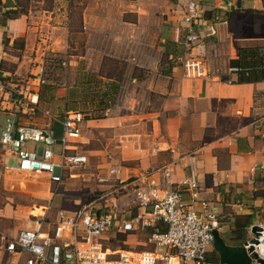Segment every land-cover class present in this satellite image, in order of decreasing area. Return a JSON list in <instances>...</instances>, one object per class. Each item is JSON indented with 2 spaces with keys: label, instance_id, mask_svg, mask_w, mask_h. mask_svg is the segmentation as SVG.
I'll list each match as a JSON object with an SVG mask.
<instances>
[{
  "label": "crops",
  "instance_id": "1",
  "mask_svg": "<svg viewBox=\"0 0 264 264\" xmlns=\"http://www.w3.org/2000/svg\"><path fill=\"white\" fill-rule=\"evenodd\" d=\"M0 1V78L20 92L29 89V77L36 63L44 61L36 55L31 69L24 66L32 58V51L62 53L63 46L55 49L54 43L63 42L76 33L84 41L92 39V35H102L98 32H108L115 41L125 39V28L138 27L134 19L141 21L144 14L153 13V19L162 20V47L169 42L176 43L175 50L168 54L170 61L163 65H137L145 74L131 76L136 93L127 102L132 105H125V96L122 110L117 108L115 112H104L99 118H85L79 145L87 144L83 150L88 159L86 164L89 157H95L100 162L97 167L105 166L103 177L114 176L109 172L111 167H119L115 175L126 179L168 165L177 185L193 178L197 187L193 190L182 187V200L189 202L194 197L196 209H201L200 201L206 202L220 218L221 226L217 230L220 236L228 245L242 247L251 236V226L264 221V169L257 168L264 164V81L234 82L235 74L229 71L228 61L237 57L236 46L264 45V24L257 21L259 16H264V0H201L216 6L204 14V23H195L201 39L190 48L182 42L181 16L186 0H132V3L118 0L115 18L102 15L104 11L109 12V0L98 2V12L91 5L81 3V27L77 31L71 27L73 10L78 7L74 0H53L50 7L43 6L46 0H41L11 19H7L4 12L16 8L15 0ZM215 17H218L214 25L216 33L211 34L209 26ZM104 21L114 25L113 30H102ZM96 24H100V28ZM4 39L8 40L6 46ZM18 39H22L23 48L14 46ZM92 54L111 55L106 48L87 44L85 51L68 54L67 64L64 60L60 62L66 66L63 72L47 77L45 69V83L38 93L41 107L63 114L78 104H88V90L93 92L90 87L99 79L95 83H101L103 91L96 96L102 103L101 111L105 109L119 82L103 74L107 72L101 63L105 57L96 65L90 62ZM188 57L202 59L209 69L208 74L185 77L182 61ZM225 75H230L233 82L222 80L221 76ZM105 86L111 90H105ZM95 101L98 102L94 98L93 103ZM144 104L147 108L140 111ZM125 109L133 112H123ZM0 114L4 116L1 110ZM55 124L61 135V124ZM95 132L100 136L99 142H96ZM4 157L7 156L3 155V168ZM252 167H256L254 173L250 172ZM130 206L129 215L141 211L133 202ZM46 208L42 206L29 212L9 204L0 206V235L13 236L19 230L33 229L35 220L44 217ZM60 211L72 212L59 209L54 220L46 222L43 218V230L52 234ZM149 228L152 227L146 229ZM109 231L103 234V240L108 238ZM141 251L144 250L131 252ZM26 257V253H19L10 260L13 264H22ZM6 258L0 250V264H6Z\"/></svg>",
  "mask_w": 264,
  "mask_h": 264
},
{
  "label": "built area",
  "instance_id": "2",
  "mask_svg": "<svg viewBox=\"0 0 264 264\" xmlns=\"http://www.w3.org/2000/svg\"><path fill=\"white\" fill-rule=\"evenodd\" d=\"M215 6L201 0H186L181 16L185 47L190 48L200 41L195 23H204V14ZM217 19L215 17L213 25L209 26L211 34L216 33ZM182 67L187 78L206 76L209 72L204 61L195 57L183 59ZM45 69L44 61L36 63L26 91L20 92L0 78V110L4 113L0 123V150L4 156L16 159L15 165L4 164L6 171L45 173L52 182L60 184L66 173L71 175L73 169L87 163L86 154L79 151L85 115L75 109L56 114L40 106L38 93L45 83ZM236 70L229 68V71ZM55 123L61 124L60 137L55 136ZM257 168L264 169V164ZM255 170L256 167H252L250 172ZM119 171V167L109 170L123 188L132 184L130 199L141 211L128 217H119L112 208L102 212L60 211L52 234L43 230V217L37 218L33 229L19 230L13 236L0 235V250L8 257L6 264H13L10 258L19 253L27 254L22 264H221L208 258L213 248V230L221 226L219 216L206 202L200 201L201 209H196L194 197L185 202L180 195L182 187L186 190L197 187L193 178L177 185L168 165L126 179L115 175ZM256 225L261 228L255 236L256 242H249L251 234L243 246L246 249L253 246V252L264 260V221ZM148 227L153 228L147 237L152 250L136 253L102 245V236L109 230L128 233ZM251 264L260 263L252 259Z\"/></svg>",
  "mask_w": 264,
  "mask_h": 264
},
{
  "label": "rangeland",
  "instance_id": "3",
  "mask_svg": "<svg viewBox=\"0 0 264 264\" xmlns=\"http://www.w3.org/2000/svg\"><path fill=\"white\" fill-rule=\"evenodd\" d=\"M39 1L41 0H19L22 9H24L25 12L30 5H38ZM74 1L78 3V7L73 10V22L71 27L76 31L81 27V11L79 8L81 3L91 5L94 11L98 12V2H106V0ZM112 1L114 2L113 4ZM125 1L132 3V0ZM52 2L53 0H46L43 6L50 7ZM109 2L111 6L109 8V12L104 11L102 15L115 18L116 15H118L116 13L118 0H109ZM111 8H113V10ZM100 11L101 9L99 12ZM111 12H113V14H111ZM152 14L153 13L149 14V16L148 14H144V17L138 22L136 19H134V22L139 25L138 27L133 28L130 26L126 27V34H124V36L127 37L125 39L124 37L117 38L118 40L115 41L114 36L109 35L108 32H98L102 35H92V39L89 41H84L80 36L77 35V33L75 35L72 34L67 36L63 42L57 41L54 43V47H56L55 49L63 46L62 49L64 52L58 53L53 50L50 52L42 50L38 51V53H35V51H32V58L25 62L24 66H27L29 69H31L36 63L34 57L39 55L40 58L44 59L47 77H52L54 73L57 74L63 72L62 69L66 66H63L62 63L60 64V62L64 60L67 64L69 59L67 56L68 54L85 51V46L87 44L98 49L100 47L104 49L106 48L107 54L111 55L106 56L104 54H92L93 56L90 62L97 65L100 63L99 60L102 58V56L105 57L104 60H101V63L103 66H105V71L107 70V72L105 73L103 71V74H108V76L111 78L118 80L119 87L114 93H112L109 99L107 98L109 101L105 104V109L101 111L102 103L96 95L103 91V87L101 83L96 85L95 81H99V79H95L91 85L92 87H90L91 91L93 92L88 90L90 95L86 96L89 103L78 104L74 109L81 111L84 113L85 117L88 118L102 117L105 115L104 112H115L117 108V110H122L125 96V105H132V103L127 101L136 93L132 87L133 82L131 76H142L145 74L142 71L143 68H139L137 65H156L157 63L163 65L168 64L170 61L162 55V52L165 49L162 47L163 43L160 42L162 20L153 19L154 17H152ZM156 15L160 16V13L156 12ZM257 21H259V24H264V16H259ZM102 23V26L104 25L102 30H113L114 25L111 23H108L107 21ZM96 25L98 28H100V24ZM114 30H116V28H114ZM136 40L140 41L141 43H137ZM21 41L22 39H18L16 41L14 45L16 49H18V47L20 48L19 45ZM13 52L21 54V52L17 50H14ZM105 90L110 91L111 89L110 87H106ZM94 98L98 100V102L95 101L93 103ZM112 98L114 99L112 100ZM147 106V104L141 105V109L139 110H145ZM87 107H89L88 110L86 109ZM123 112L132 113L133 110L131 111L125 109ZM3 118L4 116L0 114V122L3 121ZM55 125V136L60 137V133H58V129H55ZM94 137H96V142H99L98 139H100V136L97 132H95ZM86 145L87 144H80L81 148L79 147V151L83 152V150L86 149ZM28 146H30V143H28ZM4 162L7 165H15L16 159L7 156L4 157ZM98 164H100V162L95 157H89V162L86 164V166L84 165L80 168L73 169V176H70L68 173H66L62 178V182L57 184L52 182L46 174L30 175L5 172L3 168V154L0 150V206L9 204L14 208L24 210L27 209L29 212L31 210H35V208L41 209L42 206H46L47 210H45L43 217L46 222L54 220L59 209H67L72 211H101L112 208L119 217L121 215L128 217V212L131 211L130 209L132 208V206H130L132 203L130 199V186L132 184H128V187L125 189L122 187V183H119L115 176L106 175L103 177V170L106 168L105 166L97 167ZM99 177H103V179L99 180ZM104 178L106 180H104ZM129 180H131V178ZM106 203L109 205L106 206ZM30 215L33 214L30 213ZM250 234L251 233L249 232V235ZM147 236V229H139L131 233L117 232L115 229H112L107 233L108 238L102 241V245L105 248H122L128 251L153 249V246L147 242ZM144 242H146L145 245L143 244Z\"/></svg>",
  "mask_w": 264,
  "mask_h": 264
},
{
  "label": "trees",
  "instance_id": "4",
  "mask_svg": "<svg viewBox=\"0 0 264 264\" xmlns=\"http://www.w3.org/2000/svg\"><path fill=\"white\" fill-rule=\"evenodd\" d=\"M1 3V1H0ZM16 8L8 9L4 12L7 19L15 18L25 12L22 9V6L19 0H15ZM8 40L4 39V45L6 46ZM20 48H23V41L20 43ZM176 48V43L169 42L164 52L162 53L163 57L167 58L168 54L171 51H174ZM237 57L230 59L228 61L229 68H237L236 71H230L232 74H235L234 82L238 83H251L264 81V45H249V46H236ZM184 52V51H183ZM222 80H231L230 75L221 76ZM232 81V82H233ZM115 85V84H114ZM88 118V117H85ZM163 227H160V230H163ZM148 233L153 229H147ZM127 248V247H125ZM212 261H218V254L215 250H212L211 256L209 258Z\"/></svg>",
  "mask_w": 264,
  "mask_h": 264
},
{
  "label": "water",
  "instance_id": "5",
  "mask_svg": "<svg viewBox=\"0 0 264 264\" xmlns=\"http://www.w3.org/2000/svg\"><path fill=\"white\" fill-rule=\"evenodd\" d=\"M260 231L261 228L258 225H252L250 233L253 234V237H250L249 242H256L255 236ZM213 236V249L218 253L221 264H251L252 259L257 260L260 264H264V260L257 257V254L253 252V246L250 245L247 249L244 246L238 248L232 247L224 241L216 229L213 230Z\"/></svg>",
  "mask_w": 264,
  "mask_h": 264
},
{
  "label": "bare ground",
  "instance_id": "6",
  "mask_svg": "<svg viewBox=\"0 0 264 264\" xmlns=\"http://www.w3.org/2000/svg\"><path fill=\"white\" fill-rule=\"evenodd\" d=\"M264 244V243H263Z\"/></svg>",
  "mask_w": 264,
  "mask_h": 264
}]
</instances>
